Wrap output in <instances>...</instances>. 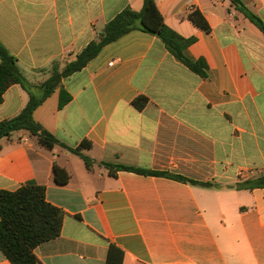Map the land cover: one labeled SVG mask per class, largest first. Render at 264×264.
<instances>
[{
    "label": "crops",
    "instance_id": "obj_1",
    "mask_svg": "<svg viewBox=\"0 0 264 264\" xmlns=\"http://www.w3.org/2000/svg\"><path fill=\"white\" fill-rule=\"evenodd\" d=\"M165 23L196 41L187 49L204 59L202 78L156 36L135 30L107 45L82 71L63 81L35 119L72 148L92 142V171L62 146H41L16 132L1 140L0 191L35 181L65 212L61 235L39 245L40 264H108L111 245L122 264H264V188L237 190V182L264 175V34L231 0H156ZM264 21V0H243ZM143 0H0V42L17 58L26 80L40 85L95 40L124 9ZM199 8L207 33L188 13ZM56 96V97H55ZM140 96L149 99L138 109ZM30 96L10 87L0 122L18 116ZM165 172L119 171L99 163ZM71 180L58 185L54 166ZM0 264H12L0 250Z\"/></svg>",
    "mask_w": 264,
    "mask_h": 264
},
{
    "label": "trees",
    "instance_id": "obj_2",
    "mask_svg": "<svg viewBox=\"0 0 264 264\" xmlns=\"http://www.w3.org/2000/svg\"><path fill=\"white\" fill-rule=\"evenodd\" d=\"M233 7L242 13L264 34V21L251 11L243 0H231ZM188 19L199 29L210 33L211 25L199 8L188 13ZM140 30L158 37L167 50L202 78L208 77L209 67L204 59H193L187 55V49L195 38H185L165 23L156 0H143V7L136 11L131 7L124 9L106 24L98 37L91 41L76 58L67 62L64 67L55 63L49 79L40 85L30 84L21 72L17 58L0 42V105L4 95L13 85L20 84L28 92L30 99L27 106L16 117L0 122V142L16 132H27L36 137L38 143L46 149L53 150L62 146L79 156L86 168L92 171L97 161L85 155L83 150L92 148V142L85 140L77 148L62 143L53 133L35 119V112L55 93H59V109H63L72 100V95L65 89L63 81L85 69L88 64L99 56L109 44L116 42L132 31ZM149 102L148 97L140 96L133 102L135 107L143 109ZM2 146L0 144V151ZM109 170L111 176L119 171H131L143 175L164 176L193 185L213 187L212 183H202L183 176L165 172L138 169L131 166L108 162L99 163ZM54 179L58 185H66L71 180L69 172L55 164ZM237 190H254L264 188V175L257 179L237 182ZM65 212L47 200L46 187L30 181L16 191H0V250L12 264H40L35 249L61 235ZM123 251L111 245L108 264H122Z\"/></svg>",
    "mask_w": 264,
    "mask_h": 264
},
{
    "label": "built area",
    "instance_id": "obj_3",
    "mask_svg": "<svg viewBox=\"0 0 264 264\" xmlns=\"http://www.w3.org/2000/svg\"><path fill=\"white\" fill-rule=\"evenodd\" d=\"M248 176H250V177H256V178H258V177H260L261 175H257L254 171H250L249 173H248Z\"/></svg>",
    "mask_w": 264,
    "mask_h": 264
},
{
    "label": "rangeland",
    "instance_id": "obj_4",
    "mask_svg": "<svg viewBox=\"0 0 264 264\" xmlns=\"http://www.w3.org/2000/svg\"><path fill=\"white\" fill-rule=\"evenodd\" d=\"M56 97V96H55Z\"/></svg>",
    "mask_w": 264,
    "mask_h": 264
}]
</instances>
